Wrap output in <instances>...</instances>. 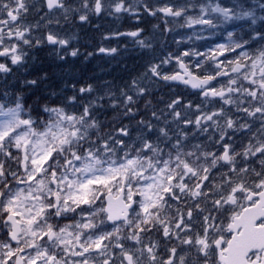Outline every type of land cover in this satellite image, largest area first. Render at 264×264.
<instances>
[{"label":"snow or ice","instance_id":"1","mask_svg":"<svg viewBox=\"0 0 264 264\" xmlns=\"http://www.w3.org/2000/svg\"><path fill=\"white\" fill-rule=\"evenodd\" d=\"M258 8L0 0V264H264V0ZM104 15L132 22L101 41L131 38L139 70L59 84L29 71L37 52L81 56L71 27ZM177 27L192 33L164 49ZM195 41L206 43L179 50ZM118 52L102 43L84 60ZM161 81L198 102L158 96Z\"/></svg>","mask_w":264,"mask_h":264},{"label":"trees","instance_id":"2","mask_svg":"<svg viewBox=\"0 0 264 264\" xmlns=\"http://www.w3.org/2000/svg\"><path fill=\"white\" fill-rule=\"evenodd\" d=\"M90 30H93V29H90ZM90 38L91 39L94 38V40H97L96 35L90 36ZM108 61L110 62V64H108L105 59L100 64V67L102 68L101 75H103L105 78L107 76H109L110 79H112L114 77H117V76H120V78H124L129 73L135 71V66H133L131 64V62H128V64L125 63V65L122 68V66L115 65V63L113 62L112 59H110ZM41 63H42V70H47V68L49 67L48 60L42 59ZM83 71L80 72L78 70V72H75V73L72 72L71 75L72 76H78V75H81L83 73ZM93 72H94V70L92 68L89 71H86L85 74H84V78L88 79L91 75L94 74ZM105 78H102V80H105Z\"/></svg>","mask_w":264,"mask_h":264},{"label":"flooded vegetation","instance_id":"3","mask_svg":"<svg viewBox=\"0 0 264 264\" xmlns=\"http://www.w3.org/2000/svg\"><path fill=\"white\" fill-rule=\"evenodd\" d=\"M46 10V9H45ZM40 15H43V11L40 13ZM105 16V15H104ZM104 16H102V17H104ZM102 17H98V18H102ZM123 17H121V19H122ZM28 19H29V21H31V22H34L35 21V19H39V16H35V17H33V16H29L28 17ZM130 24H132V22L130 23ZM141 26L142 27H145V26H147L146 24H141ZM178 88V90H179V95H182L183 93H185L186 94V96H184V98H186V100H195V102H197V100H198V97H196L194 94H193V92H191V91H188L187 89H185V88H183V87H177Z\"/></svg>","mask_w":264,"mask_h":264}]
</instances>
